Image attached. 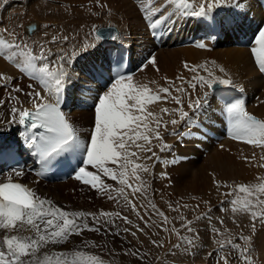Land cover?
Instances as JSON below:
<instances>
[{
  "label": "bare ground",
  "instance_id": "1",
  "mask_svg": "<svg viewBox=\"0 0 264 264\" xmlns=\"http://www.w3.org/2000/svg\"><path fill=\"white\" fill-rule=\"evenodd\" d=\"M199 2L200 0H195L197 5ZM86 3L89 4L86 6ZM141 3H147V0H99V5L97 4V0H7L6 4L4 3L1 5L0 29L7 28L9 31L14 30L19 37L18 24L20 20L17 19H21L20 16H22L23 13H25L27 17L38 16L37 18H39V15H42V18L46 15L45 18L53 20L52 22L61 20L63 22H59L61 26L58 30L60 31L56 34L68 36L69 41L58 44H48V47L52 48L55 54H61L58 53V49L63 48L70 56L75 49L82 48L84 44L96 43L90 30H92L95 22L99 19H102L105 23L111 20L117 23L119 29V34L117 33L119 37L118 40L101 41L99 47L89 49V51L82 55H78L72 67L69 69L71 79L66 84L64 92L65 105L63 110L69 121L72 124L74 123L80 131H89L90 127H93L94 110H91L89 107H93L91 103L96 102L99 94L105 91L107 86L111 83L108 75H106L104 79L105 71L100 65L104 63L107 51L114 48L119 43H124L130 47L135 64H137L136 59H138V62L143 60L139 57H141L144 51H148L147 53H149V50H156L153 56L156 57L159 71H156L151 65L144 67L141 71L139 65L137 72L133 74L136 81L142 84H148L154 91H157L159 87L169 86L165 77L167 81H175L176 85H180L181 83L180 80L176 79L178 76L191 79L192 73L186 71L183 67L185 62H187L189 66L207 64L215 75L222 76L223 74L219 72L218 68L212 67L211 62L214 61L216 65L223 67L228 73V76L232 79L235 87H230V89H237L240 92V99L245 101L246 110L252 115H255L258 119L264 120V80L262 75L258 73L257 68L253 65L249 47L233 43L232 40L233 37H238V31H244L246 29L244 19L251 23L252 18L249 19V16H253V14L254 21L259 22L263 19L262 12L258 8L257 0H230L229 3L215 10L219 12L217 19H222L224 21L223 28L219 26H209L207 21L200 23L197 18L173 15L172 21L168 25L171 30L166 44L157 47L150 45L152 43L146 31V23L139 10ZM160 3H163V0H156L154 6H159ZM103 5H107V7H101ZM50 9L51 11L48 12ZM69 9H71L72 13H70ZM101 9H112L115 14L105 15L107 11ZM165 10L171 12L173 9L171 6H166ZM12 11L13 15L10 13ZM7 13H9V16H7ZM3 16L5 17L3 18ZM205 25H208V27L206 28ZM36 27L37 29L34 34L25 33L30 36L31 40L29 39V43L33 40L41 42L51 40L52 31L54 29L40 27V22L38 21H36ZM197 27L204 30L203 37L197 35ZM213 29L219 30L220 37L214 40L213 43L206 42V35L209 33V30ZM45 32L48 33L47 36L44 35ZM252 32L257 35L259 30L255 28ZM177 36H179L180 39L190 36V44H184L179 41V43H177L179 46L173 48L174 43H172V41L175 42ZM6 38L10 39V37L7 36ZM136 38H139V45ZM201 41L207 44V49H199L194 46L196 42ZM167 50L172 52H167ZM164 51H166V54L163 55L162 53ZM50 59L54 60L55 55ZM5 68L7 70L5 76L11 78L16 76L17 79L16 81L11 79L13 83L11 86L8 85L9 89L0 86V101L4 102L0 105L1 142L10 140L12 134L20 129L18 123H12L11 125L8 123V121L11 120V108L13 106H22L28 109L32 108V102L27 93L33 91V89L40 91L41 95H45L43 89L36 81L20 73L12 63L0 57V73H2ZM17 73H20V76ZM200 74L206 75L204 72ZM95 75H97V77H95ZM152 81L156 83H152ZM75 82L79 85L76 90L73 89V84ZM101 82L104 83V85H100ZM3 84L4 82L2 83V81H0V85ZM30 84L33 85V88L29 87ZM12 85L14 86L13 88L19 87L23 89V91H11L10 87H12ZM189 91L191 90L189 89ZM10 95L17 97L19 103H17L16 100H11ZM193 98H195V96H193ZM48 99L49 101L54 100L52 97ZM210 101V104L201 109L198 113L193 114L190 112L195 126H187L186 122H181L175 126L168 124L167 130L161 128L164 142L173 146L170 152H161L159 147L156 146L159 142L156 140L152 141L154 145L153 151L161 157V160L168 161V164L154 163L155 158H153V160L143 159V157L150 156L151 153H140L142 159L137 161V163L150 166V174L144 172L139 173L148 185L146 189V198L142 197L140 193L133 196L131 190L126 186L125 192L128 194V198L136 204L140 216L144 218L143 220L137 216L131 206L125 207V202L121 199L123 203L122 213L125 214V217L128 218L131 224L124 223V221L118 217H113L114 223L105 224L102 222L98 225L101 229L100 232L84 231L82 235H73L70 237L69 242L63 245H48L41 250V254L44 252L51 253L53 251H71L77 245H80L81 250L84 252H87V250H90L89 252H96L100 255L102 261L108 260L113 263L117 258L121 257V259L123 258L126 260V264H171L169 261H164V252L170 245L173 247L176 246L179 242H177V239L179 240L183 233H178L175 227L170 226L171 222L169 218L172 216V212L177 214V208H179L180 217L184 214L186 218L187 213L182 212L189 211L197 203L201 206V213L204 211L209 212V209H211V212L209 215L207 214V216L199 215L206 217L197 220V223H195L198 230L196 239L198 246L196 247L197 254L194 252L195 255L190 258L191 263L218 264V252H231L230 246L221 249L218 244V239L221 237L222 240L226 241L232 238L234 242L240 243L243 246V241L239 239V236L243 234L249 236L254 241V259H257L259 264H264V222L259 218L253 221L248 214L232 213L230 205L225 201H229L233 198L243 200L245 194L234 191L232 196H224L222 193L229 192L230 189L221 187L218 191L216 185L213 183V178L215 177L218 181L227 182L233 189L239 184L258 185L260 183L258 178L264 177V167H259L260 164H264V160L260 159L261 156H264V151L247 143L231 139L229 134L226 133L230 131L231 126L229 124V127L226 128L223 122V108L225 105L219 102L216 95L213 96L211 94ZM84 102H89L90 105L87 107L89 109H83L84 107H82V104ZM71 104L74 113L70 114L69 108ZM164 107L171 109L176 107V105L170 100L167 102L162 101L149 105L148 110L159 113L160 108ZM185 110L188 111L186 103ZM72 114L77 116L76 120L73 118ZM164 119L168 120L171 119V117L165 116ZM187 131H191L193 135L184 138L183 142H181L179 136L172 135L173 132L184 133ZM80 136L82 140H86L82 132H80ZM201 152L206 154L204 161L200 159ZM173 160L176 162L171 163ZM89 170L95 171L90 168ZM129 171H131V169H129ZM165 172L167 173V178L161 176V173ZM19 178L24 179L27 184L32 185L33 190L40 197L47 198L52 201L55 206L65 211L99 213L103 210L122 214L120 211V205L122 204L118 206L115 201L108 200L106 196L99 195L96 190L91 189L90 186L83 185L75 180L74 175L66 177V179L62 181H44L37 179L29 171H25V175ZM103 179L106 183H110L116 188L120 187L116 181H112L107 177H103ZM129 183L136 185L139 182L135 181L134 177L129 176ZM159 189H161L162 193L165 192L167 194L162 196L163 199H170L172 196V199H174L176 197L175 195L179 196L177 202L179 204L177 205L175 201L168 205H171L169 209L162 210L163 207H161L159 203L164 204V202H160L159 200L162 198H158V195L155 194V190L158 191ZM234 193L236 194L235 196ZM261 199H264V197H261ZM205 201L208 203L206 204ZM152 204L167 216L169 220L167 225L168 231L161 229L160 225H162V223H157L163 221V218L161 221H158L159 216L153 213ZM182 204L187 205V207H180L179 205ZM222 209L228 210L223 211ZM151 213L154 214L152 218L155 219H153L155 221V223H152L153 225H150V221H148ZM176 214H174L173 219L176 217ZM208 216L211 218L209 219ZM191 217L192 216H190V218ZM145 221H148L147 226L139 223H145ZM88 223L90 226H97L93 225L91 218H89ZM122 224H124L123 227ZM164 226L166 227V225ZM137 227L144 229V231H137ZM221 227L224 231L226 230L224 235L221 232ZM125 228H128L129 231H124ZM173 228L176 229V232L171 231ZM254 228L255 232H253ZM132 232H136V236H133ZM217 233L219 237L215 235ZM23 235H32V233L25 232ZM86 235H92L95 238L94 242L97 247H84L83 242L90 241L85 239ZM2 236L3 233L0 232V240H2ZM103 241L105 243H103ZM152 241H157V244H153ZM136 242H138V244H136ZM160 244L163 246H158ZM129 246H134L131 249L132 251L138 250L139 253L144 254L143 259L126 254L129 250ZM152 248H156L158 253L156 250L152 251ZM153 252L157 254L153 255ZM210 253L211 255H209ZM189 261L186 260V262L180 264H190ZM219 264H223V261H219ZM230 264H239L236 253H231Z\"/></svg>",
  "mask_w": 264,
  "mask_h": 264
},
{
  "label": "snow or ice",
  "instance_id": "2",
  "mask_svg": "<svg viewBox=\"0 0 264 264\" xmlns=\"http://www.w3.org/2000/svg\"><path fill=\"white\" fill-rule=\"evenodd\" d=\"M230 0H200L199 4L195 0H163L159 6H154L156 0H147L141 3L140 11L143 19L153 35H157L162 29L167 27L172 21L173 15L187 18H197L198 22H208L209 26L224 27V21L217 19L220 9ZM7 3V0H4ZM99 5V0H97ZM166 6H171L172 11H166ZM239 6V5H237ZM101 7H107L103 5ZM109 14L111 11L109 10ZM22 27V26H21ZM43 28H50L51 25H43ZM113 29L114 26L109 24ZM167 30H171L168 28ZM27 33L34 34L35 26H29ZM48 35L47 32L44 33ZM95 44H84L82 48L74 50L71 55L63 49H58V53H53L48 44H58L69 41L68 36L53 34L50 41L33 40L29 43L30 36L18 37L15 31L7 28L0 29V57L12 63L17 70L36 81L43 89L45 95L40 91L27 93L31 99L32 108L15 107L11 108V120L9 125L18 123L23 126L20 135L23 137V146L29 151L30 155L36 158V163L40 165L37 175L43 177L49 170V165L59 158L71 156L78 161V168L74 172V179L81 184L90 186L91 189L101 196H106L108 200L120 204L123 199L125 207L131 206L132 210L140 216L136 204L128 198L125 186L131 190L133 196L140 193L146 198L147 182L139 175L140 172L150 174V166L137 163L141 160V152L151 153L143 159L153 160L154 163L168 164V161L161 160V157L153 151V140L158 141L161 152L171 151L172 145L164 142L161 128L167 130L168 124L173 126L186 122L187 126H195V122L190 115L198 113L201 109L210 104L211 94L217 90V86L225 88L235 87L232 79L223 67L211 62L213 68H218L222 76L215 75L207 64L189 66L187 62L183 67L192 73L191 79L178 76L180 85L175 81H167L168 87H159L154 91L148 84L140 83L134 79V75L127 72L117 71L115 76H110L111 83L106 90L99 94L94 107V124L90 131L87 141L82 140L80 130L72 124L67 115L61 110L62 101L66 84L71 79L69 69L72 67L78 55L95 49L100 46V42L105 39L104 33L93 26ZM10 37V39L6 38ZM112 41L119 39L113 31L109 37ZM195 47L207 49L205 42H196ZM251 53L255 59L256 66L260 73L264 74V27L260 28L255 36L254 46ZM55 55V59H50ZM120 59L117 60L119 65ZM151 65L159 71L156 57H150L146 64L141 67ZM204 72L206 75H201ZM11 77H6L0 73V81H5L3 87H8ZM152 83H156L152 81ZM33 88V85H29ZM189 89L191 91H189ZM199 89V91H198ZM14 92H22L23 89L13 88ZM175 93V94H173ZM195 96V98H193ZM49 97L54 98L49 102ZM11 100L18 98L10 95ZM171 101L176 107L160 108L159 113L148 110L149 105L158 102ZM4 102L0 101V105ZM185 103L188 111L185 110ZM224 113L230 123L229 136L231 139L247 143L253 147L264 151V120H260L246 110L243 99H235L227 103L223 108ZM169 116L171 119L165 120ZM172 135L180 137L181 142L184 138L193 135L191 131L184 133L173 132ZM18 152L14 148L7 150L0 149V163L9 159H15ZM247 159V158H245ZM264 160V156L260 157ZM173 160L171 163H175ZM259 167H264L260 164ZM93 169L95 171L89 170ZM131 169V171H129ZM32 171V169H27ZM26 168L16 161L15 167L8 169L6 180H0V232L3 233L0 240V264H103L97 255L86 253L77 245L71 251H53L51 253L41 250L48 245H63L69 242L73 235H82L84 231L100 232V225L114 223L113 217H118L124 223H131L127 217L121 216L119 212H106L101 210L99 213L84 211H65L53 204L47 198L40 197L33 189L28 186L15 182L14 177L19 178L25 175ZM129 176L139 182L136 185L129 183ZM163 178H167V173H161ZM103 177L116 181L120 187L116 188L110 183H106ZM258 185H236L233 189L227 182H221L213 178V183L217 190L221 187L229 188L230 191L222 193L224 196H232L234 191L245 194L243 200L233 198L226 201L230 205L232 213H244L250 215L253 221L258 218L264 222V177H259ZM195 199V197H194ZM150 203V202H149ZM207 204L208 202L205 201ZM223 203V202H222ZM153 213L163 218L164 225L169 223L167 216L159 211L154 204L151 205ZM171 207V205L169 206ZM187 207V205H184ZM176 210V209H173ZM227 211L228 209H222ZM211 209H209V213ZM207 215V214H205ZM91 218L93 225L88 223ZM204 218L195 217L196 220ZM210 219L211 217L208 216ZM181 220L185 218L180 217ZM155 223V222H153ZM148 225V221H145ZM164 225H160L162 230L168 231ZM193 220H187L182 227L188 233H196L192 227ZM124 231H129L125 228ZM137 231L143 232L144 229L137 227ZM176 232V229H171ZM29 232L32 235H23ZM255 232V228L253 229ZM136 236V232H132ZM187 245L197 247L196 237H181ZM240 243L234 242L229 238L226 241L218 242L219 247L224 249L230 246L231 252H218L219 261L223 264H230L231 253H236L239 264H259L254 259V241L241 234ZM157 244V241H152ZM84 247L95 248L94 241H84ZM158 246H163L162 244ZM177 247V246H174ZM188 249H185L187 251ZM126 254L137 256L143 259L144 254L139 251L128 250ZM211 255V253L209 254Z\"/></svg>",
  "mask_w": 264,
  "mask_h": 264
},
{
  "label": "rangeland",
  "instance_id": "3",
  "mask_svg": "<svg viewBox=\"0 0 264 264\" xmlns=\"http://www.w3.org/2000/svg\"><path fill=\"white\" fill-rule=\"evenodd\" d=\"M4 0H0V10H1V5H3L4 4V2H3ZM89 3H86V6L88 5ZM101 10H104V11H107V12H109V10L111 11V14H109V13H107V12H105V15H114L115 13L112 11V9H101ZM51 11V9L50 10H48V12H50ZM69 11H70V13H72L71 12V9H69ZM98 11H100V10H98ZM23 12H25V11H23ZM11 13V15H13L12 13H13V11L12 12H10ZM49 14V13H48ZM7 16H9V13H7ZM41 16V17H40ZM46 16V15H45ZM45 16H43V18H42V15H39V18H37V17H27V15L25 16V13H23L22 14V16H20V18L21 19H17V20H20L19 21V24H18V33H19V37L20 36H24L25 38H28L29 36L28 35H26L25 33H27L26 32V30H25V24L27 23V22H29V21H31V20H36V21H38V22H40V27H42V25H45V24H47V25H52L50 28H52V29H54L53 31H52V35L53 34H56L58 31H60V30H58L59 28H60V24H59V22L61 23V22H63V21H61V20H59V21H54V22H52L53 20H50V19H46L45 18ZM5 16H3V18H4ZM40 18H42V19H40ZM51 21V22H50ZM109 24H111V25H115L116 26V28H117V30H118V34H119V29H118V25H117V23L114 21H107L106 23H105V21H103L102 19H99L97 22H95V24H94V26L97 28V27H99L100 25H109ZM57 25V26H56ZM22 26V27H21ZM36 29H37V27H36ZM25 30V31H24ZM39 30V29H38ZM90 33H91V35H92V37H94V35H93V27H92V30H90ZM25 34V35H24ZM28 36V37H27ZM60 36H61V34H60ZM52 37V36H51ZM31 40V39H30ZM136 40H137V43L139 42V38H136ZM104 42H105V40H103ZM135 44H136V42H135ZM140 43H138V45H139ZM150 45H152V44H150ZM179 46V44H173V48H175V47H178ZM73 48V47H72ZM171 48V47H170ZM172 49V48H171ZM75 50H78V49H75ZM167 52H172V51H168L167 50ZM163 55L164 54H166V51H164L163 53H162ZM160 56V55H159ZM147 62V61H146ZM146 62L143 64V65H145L146 64ZM159 62H160V60H159ZM143 65H140V67H142ZM4 72V73H3ZM2 72V74L5 76L6 75V72H7V70H6V68L4 69V71ZM19 76H20V73H17ZM7 77V76H6ZM14 79V81H16V76H13V78H12V80ZM11 80V82L9 83V86H11V84L13 83V81ZM5 83V81H2V83ZM76 84V85H75ZM78 83L77 82H75L74 84H73V89H78V86L79 85H77ZM3 87V86H2ZM13 85H12V87H10V90L12 91V89H13ZM7 89H9V87H7ZM94 107H95V105H93V107L92 106H90L89 108L91 109V110H94ZM69 108V107H68ZM69 110H70V114L71 113H74L73 112V106H72V104L70 105V108H69ZM73 115V118L76 120V118H77V116L75 115V114H72ZM74 124V123H73ZM92 127H90V129H91ZM89 129V131H80V132H82L83 133V135H85V139L86 140H88L89 139V137H90V130ZM86 134H88V135H86ZM88 136V137H87ZM85 140V141H86ZM203 153V154H202ZM200 155H201V161L203 160H205V153L204 152H201L200 153ZM190 179H191V177H190ZM155 194H157L158 195V198H162V196H164V195H167L165 192H161V189H159L158 191L157 190H155ZM236 194L234 193V196H235ZM176 197L174 198V199H172V197L169 199L168 197V199H161V200H159L160 202H164V204H162V203H159L160 205H161V207H163L162 208V210H167V209H169L170 207L168 206L170 203H174L175 201H176V203L178 202V197L179 196H177V195H175ZM153 199V198H152ZM165 200V201H164ZM226 202V201H225ZM120 204H122V205H120V211H121V213H122V207H123V203H122V200H120ZM150 204V203H149ZM179 203H177V205H178ZM166 205V206H165ZM118 206H119V204H118ZM165 206V207H164ZM180 207H184V204H182V205H179ZM193 207H194V209H193ZM189 211H186V212H182V213H187V217L185 218V216H184V214L183 215H181V216H183L185 219L184 220H181V219H179L180 218V215H179V208H177V214L175 213V212H172V216L169 218L170 219V226H173V227H175L176 229H177V232L178 233H183V235H182V237H184V236H188V237H193L194 235H195V237H196V239H197V236H198V230H197V228H196V225H195V223H197V220L195 219V217H197V216H199V215H205V214H208L209 215V212H207V211H204V212H202L201 213V206H199V204H195L194 206H193ZM149 211V210H148ZM190 212V213H189ZM206 212V213H205ZM197 213H198V215H197ZM150 214V213H149ZM148 214V215H149ZM165 214V213H164ZM174 214H176L175 216V220L173 219V216H174ZM153 215L154 214H152L151 213V215H149L150 216V218L148 219V221H150L149 222V224L150 225H153L152 223L153 222H155L154 220V218H152L153 217ZM195 215V216H194ZM121 216H124L125 217V214L124 213H122L121 214ZM148 216V217H149ZM157 216H159V215H157ZM157 216H156V218H157ZM190 216H192L191 218H190ZM207 216V215H206ZM206 216H204V217H206ZM223 216H225V215H223ZM189 217V218H188ZM151 219V220H150ZM154 219V220H153ZM161 219H162V217H158V221H161ZM193 220V225H192V227H195V229L197 230L196 231V233L195 234H193V233H188L187 232V230L184 228V227H182V225L187 221V220ZM179 221V223H178V221ZM173 221V222H172ZM176 222V223H175ZM140 224H142V225H145V223H143V222H139ZM158 224H160V223H162V225L164 224V222L163 221H161V222H157ZM178 223V224H177ZM183 223V224H182ZM129 224H131V223H129ZM123 225L124 224H122V227H123ZM154 225H157V224H154ZM168 225V224H167ZM166 225V228L168 227ZM178 225V226H177ZM181 228H180V227ZM165 227V226H164ZM154 228V227H153ZM180 228V229H179ZM162 229V228H161ZM178 229H179V231H178ZM184 229H185V231H184ZM218 229V228H217ZM183 230V231H182ZM182 231V232H181ZM221 232L223 233V235L226 233V230L224 231L223 229H222V227H221ZM163 234V233H162ZM215 235H217L218 237H219V235H218V233L217 234H215ZM163 237H164V234L162 235ZM85 239L86 240H90V241H94L95 240V238L92 236V235H90V236H88V235H86L85 236ZM219 241H221L222 239H221V237L218 239ZM179 241V242H178ZM197 241V240H196ZM177 244H176V246L177 247H173L172 245H170L168 248H167V250L164 252L165 253V255H164V257H165V260L164 261H169V263H171V264H180V263H183V262H186V260H190V258H192V256L193 255H195V253L197 254V249H196V247H191V246H189V245H187V243L185 242V241H183L182 239H181V237L179 238V240L177 239ZM103 243H105L104 241H103ZM198 243V242H197ZM136 244H138V242H136ZM150 245H152V246H154L153 244H150ZM138 246V245H137ZM134 246H129L128 247V249H132ZM179 248V249H178ZM185 249H188L187 251H185ZM154 250H156V248H152V251H154ZM90 250H87V252L86 253H90V254H94V255H97L98 257H100V255H98L96 252H94V251H91V252H89ZM135 251V250H134ZM94 252V253H93ZM156 252H157V250H156ZM195 252V253H194ZM158 253V252H157ZM157 253H155V252H153V255H155V254H157ZM117 255H118V253H117ZM100 259H102L101 257H100ZM163 259V258H162ZM181 259V260H180ZM184 259V260H183ZM123 260V261H122ZM180 260V261H179ZM183 260V261H182ZM179 261V262H178ZM182 261V262H181ZM189 263L190 264H192L191 263V260L189 261ZM204 263V262H203ZM103 264H126V260L125 259H121V257L120 258H117V260H115L113 263L111 262V261H108V260H103ZM194 264V263H193ZM205 264V263H204Z\"/></svg>",
  "mask_w": 264,
  "mask_h": 264
},
{
  "label": "water",
  "instance_id": "4",
  "mask_svg": "<svg viewBox=\"0 0 264 264\" xmlns=\"http://www.w3.org/2000/svg\"><path fill=\"white\" fill-rule=\"evenodd\" d=\"M29 26H35V28H36V21H29L28 23H26V24H25V30H27V28H28ZM98 29H100V30L103 32V30H104L105 28H104V27H100V28H98Z\"/></svg>",
  "mask_w": 264,
  "mask_h": 264
}]
</instances>
